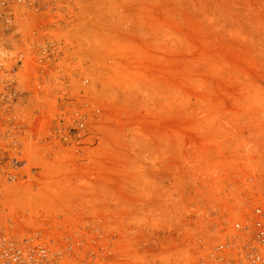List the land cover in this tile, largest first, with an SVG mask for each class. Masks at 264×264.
<instances>
[{"label": "rangeland", "instance_id": "1", "mask_svg": "<svg viewBox=\"0 0 264 264\" xmlns=\"http://www.w3.org/2000/svg\"><path fill=\"white\" fill-rule=\"evenodd\" d=\"M0 163V230L187 260L264 191V0H7Z\"/></svg>", "mask_w": 264, "mask_h": 264}, {"label": "built area", "instance_id": "2", "mask_svg": "<svg viewBox=\"0 0 264 264\" xmlns=\"http://www.w3.org/2000/svg\"><path fill=\"white\" fill-rule=\"evenodd\" d=\"M0 5L6 7L7 0ZM187 256L173 263L160 258L155 264H264V191L261 198L242 201L230 219L212 222L208 235H194ZM0 264H118V252L115 243L105 245L101 235L81 230L51 236L2 229Z\"/></svg>", "mask_w": 264, "mask_h": 264}]
</instances>
